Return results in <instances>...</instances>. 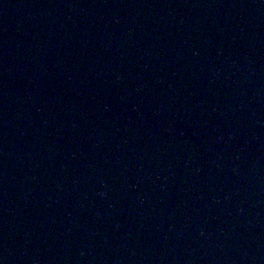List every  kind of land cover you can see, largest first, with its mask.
I'll return each instance as SVG.
<instances>
[{
	"label": "water",
	"instance_id": "95a60500",
	"mask_svg": "<svg viewBox=\"0 0 264 264\" xmlns=\"http://www.w3.org/2000/svg\"><path fill=\"white\" fill-rule=\"evenodd\" d=\"M0 264H264V0H0Z\"/></svg>",
	"mask_w": 264,
	"mask_h": 264
}]
</instances>
